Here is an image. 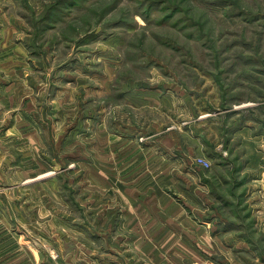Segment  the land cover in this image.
<instances>
[{"label":"rangeland","instance_id":"374dc122","mask_svg":"<svg viewBox=\"0 0 264 264\" xmlns=\"http://www.w3.org/2000/svg\"><path fill=\"white\" fill-rule=\"evenodd\" d=\"M10 45L38 81L36 103L32 85L20 101L36 113L26 128L41 126L42 148L35 167L0 170L39 177L20 191L0 182V264H117V140L135 141L145 163L176 136L166 128L201 114L256 125L264 100V0H0V53ZM208 148L193 160L214 172L223 158ZM238 183L218 207L247 206ZM241 252L236 264L252 261Z\"/></svg>","mask_w":264,"mask_h":264},{"label":"crops","instance_id":"0c3cea01","mask_svg":"<svg viewBox=\"0 0 264 264\" xmlns=\"http://www.w3.org/2000/svg\"><path fill=\"white\" fill-rule=\"evenodd\" d=\"M7 51L8 58L0 63V170L8 172L13 167L20 171L27 164H40L42 141L41 126L27 132L26 120L30 122L34 113L24 111L26 99L20 101V89L32 85L29 97L31 105L36 103V75L17 58L24 55L19 46L10 45ZM30 74L34 75L33 80ZM14 99L17 108L13 107ZM258 106L256 125L233 124L232 117L227 123L225 118L218 120L201 114L166 128L165 133L176 130V136L163 135L162 142L156 145L157 152L155 146L148 148L153 159L145 163L138 158L146 152H139L135 141L117 140V254L112 256L117 264H197L205 257L236 264L235 249L252 258L247 264H264V256L253 251L264 249V100ZM9 109L14 111L10 126L6 120ZM49 133L52 135L51 130ZM208 147L223 158L216 162L214 172L193 160ZM12 152L17 153L14 160L9 159ZM27 153L29 158L25 159ZM226 154V158L237 160L226 159ZM139 168L145 171L139 173ZM237 168L240 170L233 173ZM37 179L2 176L0 182L18 185L20 191ZM233 180L246 191L239 199L247 204L234 212L218 207L222 200L230 201L225 189L232 186ZM16 197L20 205L26 200L25 191ZM9 243L3 242L2 248Z\"/></svg>","mask_w":264,"mask_h":264},{"label":"built area","instance_id":"2783aa9c","mask_svg":"<svg viewBox=\"0 0 264 264\" xmlns=\"http://www.w3.org/2000/svg\"><path fill=\"white\" fill-rule=\"evenodd\" d=\"M197 162L200 163V165H202L204 167L208 166V163L206 161L200 159V158L197 160Z\"/></svg>","mask_w":264,"mask_h":264}]
</instances>
